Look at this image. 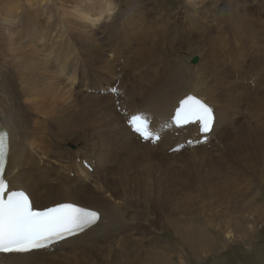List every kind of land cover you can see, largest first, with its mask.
<instances>
[{
    "label": "bare ground",
    "instance_id": "6f19581e",
    "mask_svg": "<svg viewBox=\"0 0 264 264\" xmlns=\"http://www.w3.org/2000/svg\"><path fill=\"white\" fill-rule=\"evenodd\" d=\"M11 1L0 7V19L12 25L17 12L25 11L19 16L26 17L29 41L27 53L12 56L0 70V127L11 134L5 174L11 190L26 191L36 209L77 202L98 210L102 219L92 230L57 246L55 253L0 256L2 264H105L108 257L106 264H201L202 258L224 261L233 245L236 249L259 243L260 213L264 215V58L251 61L246 42L229 46L225 37L218 44L213 36L216 20L234 34L242 31L240 0L224 1L216 12L211 8L214 26L204 7H217L218 0H208L199 10L190 0H179L180 15L160 0H123L120 5L115 0H72L74 12L62 10L58 16L64 25L77 23L67 30L69 43L63 50L50 47L72 80L70 86L51 72L45 46L42 50L32 45L41 41L44 29L37 18L49 0H26L28 10ZM260 32L254 41L263 45L264 29ZM17 43L13 47L24 50ZM224 47L233 49L223 56ZM195 57L199 63L193 65ZM189 93L214 107L210 147L169 155L183 139L166 134L157 147L141 144L122 116L143 112L168 119ZM41 118L51 133L43 131ZM79 129L82 138L77 139ZM187 131L190 135L197 129ZM88 140H94L98 151L89 148ZM79 141L87 143L84 153ZM68 142L75 148H66ZM206 150L220 154L217 170L204 180L184 171L165 188L147 173L149 166L175 167L187 158L191 164L194 156L212 155ZM78 159L94 163V172L78 165ZM148 223L150 236L142 230ZM154 243L159 249L153 252ZM240 253V264H264L263 246Z\"/></svg>",
    "mask_w": 264,
    "mask_h": 264
},
{
    "label": "rangeland",
    "instance_id": "374dc122",
    "mask_svg": "<svg viewBox=\"0 0 264 264\" xmlns=\"http://www.w3.org/2000/svg\"><path fill=\"white\" fill-rule=\"evenodd\" d=\"M122 1L123 0H115V3H118L120 5L122 3ZM196 1H198L197 5H196ZM202 1H204L203 2L204 5L202 4ZM207 1L208 0H206V1L205 0H190V2L192 4H194L195 7L198 10L203 8L204 6H206ZM212 1H217V0H212ZM224 1L226 2V0H218V6L217 7H214L212 3L209 6L210 8L209 7H204L205 11L207 12V16H209V20H207V21L211 22L212 26H214V25L212 23V18H210V17L214 16L215 13H212V11H211L212 9L211 8H216V9H213V11L216 12V10H219V8L222 7V4L225 3ZM230 1H233V0H230ZM247 1L249 3H247ZM6 2H8V0H0V7L3 8V5ZM26 2H27L26 0H19V1L18 0H12L11 4L14 5V4L18 3V5L19 4L23 5L22 6L23 10H28L29 7H28V4ZM160 2L165 7H171V10H173L172 12L175 15H180V14H177V13H179V11H181V12L183 11V9H181V8L178 10V7H179L178 3H180L179 0H160ZM239 2H240L239 3V7H242V8H240L241 12L239 10H238V12L239 13H244L242 15H243V19H245L244 20V24L241 23L240 27H241L242 31L244 30L246 32V34H245L244 31L242 32L240 30L237 31V34H234L233 32H230L229 26L228 27L227 26H222V27L218 26V25H221V24L225 23L224 21L221 20L218 23L217 22L218 20H216L215 22L218 25H215L214 28H213V36L216 39L218 44H221L222 37L226 38L227 44L229 46H235V45L239 46L243 42H246V45H247L246 49L250 48V50L248 52L246 51V54L250 57L251 61H254L255 59H258V58L260 59L262 57L264 58V44L262 45V44H260L259 41H254V39H256L257 37L260 36V34H261L260 31H262L264 29V6H263L264 5V0H245V1L244 0H242V1L240 0ZM61 3H62V5L60 4V0H49V4L45 5L47 8L45 6H43V5L41 6L42 7V8H40L41 14L39 15V13H38L39 17L37 18V21H38L39 25L41 26L42 30L43 29L44 30H43V34L41 35V38H40L41 41L38 44L35 43V44H32V45H34L35 47L38 46L42 50L45 49V48L47 49L46 50L47 55L45 57H46L47 62L52 67L51 72H53L54 74L58 75L60 78H62L64 81H66L65 83L67 85L70 86V83L72 82V80H68L67 79V77L69 75H66L65 71H63L59 67V65H58L57 61L55 60V58L51 56V48H50L51 45H53V46L56 45V49L57 50L65 49L67 47L68 43H69L67 30L68 29L73 30V27H75L76 24H77L75 21H74L73 25L72 24H69V25L65 24L64 25L61 22V19L58 16L61 15L62 10L63 11L65 10L66 13H70V11H73L72 0H61ZM100 8H102V7H100ZM206 8H208V9H206ZM141 9H143L144 11H147L146 7H142ZM21 13H25V11H22V12L18 11L17 12V16L21 15ZM52 15H53V17H52ZM109 15H113V12L110 11ZM222 15H223V17H222L223 19H225L227 17V14H222ZM17 16L15 17L16 21H14V23L12 25H10V23H4L0 19V41H1V43H0V67L1 68L2 67H6V68L8 67V64H9L10 59L12 58V56H15V55L16 56H20L22 52L23 53H27L26 47H27L29 41H27V38H26V35H25L26 33L24 32V30L27 28L26 17H24L25 15L21 16V20H20V16H19V18ZM246 17L249 18V19H247ZM150 18L154 19V16H150ZM49 20H50V22H49ZM19 21H20V23H19ZM23 21H24V23H23ZM253 21L255 22V25H257V26H255L253 24L254 23ZM108 22H109V18L106 19V21L103 22L102 24L108 23ZM206 23H205L204 31H205V28H206ZM21 24H23V25H21ZM241 25H243V26H241ZM24 26H25V28H24ZM57 27H59V28H57ZM252 28H254V32H256V33L251 32ZM37 31H38L37 34L40 35L41 31L39 29H37ZM223 31H225V33H229V34H224ZM249 32H250V34H249ZM251 33H253V34H251ZM166 37L169 38L168 35ZM180 37L183 38V36H180ZM53 39L56 40V43H55V40H53ZM251 41H252V43H251ZM4 42H5V44H4ZM15 42H16V44H18L17 42H20V44L24 46V50L20 51V50H18V48L13 47V46H15V45H13V44H15ZM231 43H232V45H231ZM11 46H12L13 50H12ZM43 46H45V48ZM232 49H233V47H224L221 50V53L224 56L225 54L231 52ZM188 52H190V51H188ZM109 57L112 58L113 60H117L118 59V56H116V55L115 56H111L110 55ZM198 63H199V61H198ZM188 65H192V64L188 63ZM1 68H0V70L3 71V68L2 69ZM262 68L264 69V65H262ZM120 70H122V69H120ZM123 81H124V79H123ZM72 86L74 88H76L77 85H76V83H73ZM260 90L262 91V89H260ZM36 119L38 120V117ZM42 120L43 119L41 118L40 124H41V128L43 129V131H45L46 133H51V126L49 124L45 125ZM52 130L55 131L56 129L52 127ZM235 130L237 131V128H235ZM76 133H78L77 137H76L77 139L82 138V134H81V130L80 129ZM70 143H72V142H68L65 145V147L67 148V146H68L70 149H74L75 145L74 146L70 145ZM79 143H80V146H79L80 152L84 153L85 152V145L87 143L85 141H79ZM88 145L90 146L89 147L90 149H95V150L98 151V145L94 142V140H88ZM76 147H78V146H76ZM206 151H209V150H206ZM188 152H190V151H188ZM209 152L212 153V155H197V156H194L193 157V161H192L191 164H189L190 158H187L186 160L182 161V163L175 162L174 163L175 165L178 164L175 167H164L163 168L160 165L149 166V167H147V173H148V175L150 177H152L155 180V182L158 185H161V186H163L165 188H168L174 182L176 177L183 176V172L184 171L196 172L204 180V179L210 177L211 175H213L215 173V171L217 170V162L219 160L218 155L220 153L211 152V151H209ZM191 153H196V152L191 151ZM178 161H181V160H178ZM262 215L263 214L260 213V216L262 218L259 220L261 222V223H259L260 233H258V236H257V239H258L259 243H256L255 240H254V241L249 242V243H247L244 246L242 245V246H240V247H238L236 249L233 248V246H234L233 245L232 248L228 249V251L224 253V255H227V256L223 257L224 259L222 258L224 261L221 260L219 262L217 260H214L215 258H212L210 261L206 262V260L204 258H202V261H200V259H199L201 264H204L205 262H206L205 264H240L239 263L240 262L239 258H241V257H239V256H242L241 253H240V252H242V250L244 252L248 253V252H251L252 249H254L256 246H261V247L263 246L264 247V221H263L264 220L263 219L264 215L263 216ZM149 225H152V224L151 223H148V225L145 224L144 227L142 228V230H144V229L147 230V234L150 236L149 232L151 231V229L149 228ZM136 229L140 230L139 228H136ZM135 234H137V233L135 232ZM148 235L146 237H148ZM158 246L159 245H157L156 243H154L152 245L153 252L156 251V249H159ZM147 248L149 249L150 247L148 246ZM154 248H155V250H154ZM100 258L101 257H99L97 259H100ZM105 258H107V257H105ZM109 262H110V260H109V257H108L106 259V261H105V264L109 263Z\"/></svg>",
    "mask_w": 264,
    "mask_h": 264
},
{
    "label": "snow or ice",
    "instance_id": "6c2138e0",
    "mask_svg": "<svg viewBox=\"0 0 264 264\" xmlns=\"http://www.w3.org/2000/svg\"><path fill=\"white\" fill-rule=\"evenodd\" d=\"M112 91L120 95L116 88ZM215 120L214 108L195 95H188L180 102L174 117L176 126L195 124L203 134L213 130ZM126 123L145 141L161 139L143 112L127 116ZM10 145V132L0 127V253H28L48 248L84 233L101 221L102 214L89 205L63 202L38 210L25 191L11 190L4 168Z\"/></svg>",
    "mask_w": 264,
    "mask_h": 264
},
{
    "label": "water",
    "instance_id": "95a60500",
    "mask_svg": "<svg viewBox=\"0 0 264 264\" xmlns=\"http://www.w3.org/2000/svg\"><path fill=\"white\" fill-rule=\"evenodd\" d=\"M197 62H198V58L197 57L192 60V64H196Z\"/></svg>",
    "mask_w": 264,
    "mask_h": 264
}]
</instances>
